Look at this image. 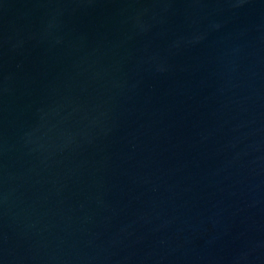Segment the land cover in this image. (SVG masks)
Returning <instances> with one entry per match:
<instances>
[{"label":"water","instance_id":"obj_1","mask_svg":"<svg viewBox=\"0 0 264 264\" xmlns=\"http://www.w3.org/2000/svg\"><path fill=\"white\" fill-rule=\"evenodd\" d=\"M0 264H264V0H0Z\"/></svg>","mask_w":264,"mask_h":264}]
</instances>
